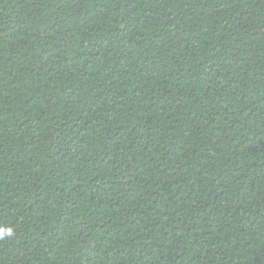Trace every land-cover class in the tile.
<instances>
[{"label": "trees", "instance_id": "1", "mask_svg": "<svg viewBox=\"0 0 264 264\" xmlns=\"http://www.w3.org/2000/svg\"><path fill=\"white\" fill-rule=\"evenodd\" d=\"M0 264H264V0H0Z\"/></svg>", "mask_w": 264, "mask_h": 264}]
</instances>
